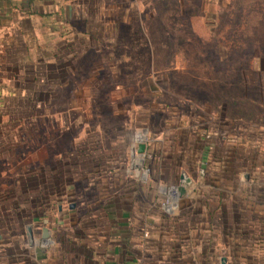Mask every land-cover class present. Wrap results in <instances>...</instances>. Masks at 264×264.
Returning <instances> with one entry per match:
<instances>
[{
    "label": "rangeland",
    "instance_id": "374dc122",
    "mask_svg": "<svg viewBox=\"0 0 264 264\" xmlns=\"http://www.w3.org/2000/svg\"><path fill=\"white\" fill-rule=\"evenodd\" d=\"M69 8L64 25L42 24L34 47L19 50V68L6 71L17 91L0 94L2 234L14 232V210L22 232L28 220L54 215L64 192L81 213L100 203L94 180L114 179L125 164V133L138 141L171 133L182 162L191 159L187 173L209 175L215 202L230 188L224 199L264 206V0Z\"/></svg>",
    "mask_w": 264,
    "mask_h": 264
},
{
    "label": "crops",
    "instance_id": "0c3cea01",
    "mask_svg": "<svg viewBox=\"0 0 264 264\" xmlns=\"http://www.w3.org/2000/svg\"><path fill=\"white\" fill-rule=\"evenodd\" d=\"M71 1L79 0H0V94H15L17 89L5 83L6 71L19 68V50L34 47L42 24L51 31L64 25L73 15ZM10 77L14 85L20 83L18 73ZM159 134L153 132L142 140L147 166L139 170L140 156L132 154L137 137L125 133V164L115 166L117 172L111 169L114 179L94 180L101 202L87 204L81 213L82 204L69 198L71 192H64L54 215L24 223L30 241L14 210L17 221L8 234L11 239L0 240V264H264V206L224 199L230 188L215 202L209 175L199 174L202 170L194 175L183 168L191 159L182 162L181 140L179 152L171 133ZM181 174L191 183L175 210L167 212L163 206L167 192L178 185ZM44 228L48 237L42 242ZM8 235L0 231V239Z\"/></svg>",
    "mask_w": 264,
    "mask_h": 264
},
{
    "label": "water",
    "instance_id": "95a60500",
    "mask_svg": "<svg viewBox=\"0 0 264 264\" xmlns=\"http://www.w3.org/2000/svg\"><path fill=\"white\" fill-rule=\"evenodd\" d=\"M144 153H145V145L142 142L138 143L136 148H135V151L132 152V154L140 156V158H138L140 163H141V160H142ZM190 183H191L190 179L184 177L183 175L179 176V183L177 186V195L179 197L186 195L185 189L190 185ZM73 207L74 206L72 204L69 205V209H73ZM25 234L27 235V238H28L27 241H30L29 236L31 235V233H30V230L28 228L25 229ZM47 237H48L47 230L44 228L41 230L40 240L43 242L47 239Z\"/></svg>",
    "mask_w": 264,
    "mask_h": 264
},
{
    "label": "built area",
    "instance_id": "2783aa9c",
    "mask_svg": "<svg viewBox=\"0 0 264 264\" xmlns=\"http://www.w3.org/2000/svg\"><path fill=\"white\" fill-rule=\"evenodd\" d=\"M142 141H138L136 142V144L140 143ZM143 143V142H142ZM136 144L134 145V148L136 146ZM183 175V174H181ZM184 176V175H183ZM185 177V176H184ZM187 178V177H186ZM178 186V185H177ZM177 186L173 185L169 188V191L167 192V196L165 199V202L163 204L164 207H168L166 210L167 212H173L175 210V206H176V201L178 200V198H180L177 195Z\"/></svg>",
    "mask_w": 264,
    "mask_h": 264
},
{
    "label": "trees",
    "instance_id": "16d2710c",
    "mask_svg": "<svg viewBox=\"0 0 264 264\" xmlns=\"http://www.w3.org/2000/svg\"><path fill=\"white\" fill-rule=\"evenodd\" d=\"M79 153H80L81 155H84V154L86 153V149H85V148L81 149V150L79 151Z\"/></svg>",
    "mask_w": 264,
    "mask_h": 264
},
{
    "label": "bare ground",
    "instance_id": "6f19581e",
    "mask_svg": "<svg viewBox=\"0 0 264 264\" xmlns=\"http://www.w3.org/2000/svg\"><path fill=\"white\" fill-rule=\"evenodd\" d=\"M136 162H137V164H138V165L140 164V162H139L138 158H137ZM136 162H135V163H136Z\"/></svg>",
    "mask_w": 264,
    "mask_h": 264
}]
</instances>
